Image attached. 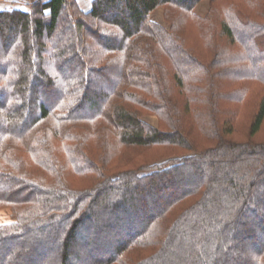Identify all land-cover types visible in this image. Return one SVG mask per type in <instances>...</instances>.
Wrapping results in <instances>:
<instances>
[{"label":"trees","instance_id":"1","mask_svg":"<svg viewBox=\"0 0 264 264\" xmlns=\"http://www.w3.org/2000/svg\"><path fill=\"white\" fill-rule=\"evenodd\" d=\"M202 1L0 11V264H264V0Z\"/></svg>","mask_w":264,"mask_h":264},{"label":"rangeland","instance_id":"2","mask_svg":"<svg viewBox=\"0 0 264 264\" xmlns=\"http://www.w3.org/2000/svg\"><path fill=\"white\" fill-rule=\"evenodd\" d=\"M38 1H42V0H0V11L17 9V10H23V11L29 12V11H31L32 6L34 4H36ZM44 1H47V0H44ZM213 1L214 0H203L202 1L203 3L201 2L198 4V6H200L202 4L201 7H198V6L196 7L195 13L202 18L206 17L207 14L209 13V10L211 8ZM204 7L207 8L205 11L203 9ZM152 18H153V20L158 21L160 24H162L164 26H168V24L164 18V9L163 8H159V10L157 12H155V14L152 15ZM190 33L193 35V37L196 36V31L193 27H191ZM249 33H250V29H247V30L243 29V30L239 31V34L246 36V41H248V43H249L248 47L253 50L250 53L251 54L250 56L254 57V56H256L255 55L256 54V48H254V46L252 44V40H251L253 35H251V37H250V36H248ZM56 38L58 40V39L63 38V37H61V34H57ZM68 60L69 61L74 60L72 57V54L70 52H68ZM38 96H39V94H38ZM28 102H29V99H28ZM145 121L147 123L153 125V126H158V123H159L158 118L155 116H146ZM241 131H242L243 135H245V133L247 132V126L245 123L242 125ZM236 139L241 140L239 138H235V140ZM258 139L264 140V127L262 129V132L259 134ZM11 221H14L12 218L11 211L7 210V209L0 210V225L9 223Z\"/></svg>","mask_w":264,"mask_h":264},{"label":"crops","instance_id":"3","mask_svg":"<svg viewBox=\"0 0 264 264\" xmlns=\"http://www.w3.org/2000/svg\"><path fill=\"white\" fill-rule=\"evenodd\" d=\"M92 1L93 0H77V2L79 3L80 7L82 9H84L85 11H90L91 7H92ZM203 3V2H202ZM202 5V4H201ZM198 6V7H201ZM204 11L207 9L206 7L203 8ZM159 10V9H158ZM158 10H156L155 12H157ZM155 12L153 14H155ZM158 22V21H157Z\"/></svg>","mask_w":264,"mask_h":264}]
</instances>
